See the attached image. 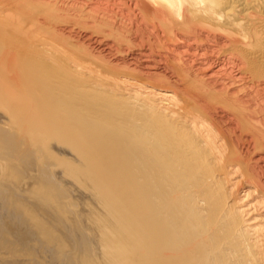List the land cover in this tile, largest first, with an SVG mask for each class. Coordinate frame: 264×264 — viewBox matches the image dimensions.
<instances>
[{"label":"bare ground","instance_id":"6f19581e","mask_svg":"<svg viewBox=\"0 0 264 264\" xmlns=\"http://www.w3.org/2000/svg\"><path fill=\"white\" fill-rule=\"evenodd\" d=\"M0 264H264V0H0Z\"/></svg>","mask_w":264,"mask_h":264},{"label":"clouds","instance_id":"9594fccd","mask_svg":"<svg viewBox=\"0 0 264 264\" xmlns=\"http://www.w3.org/2000/svg\"><path fill=\"white\" fill-rule=\"evenodd\" d=\"M170 2H179V0H170Z\"/></svg>","mask_w":264,"mask_h":264}]
</instances>
